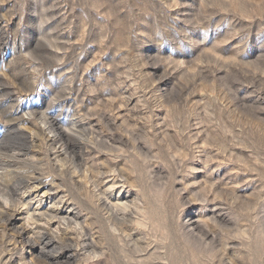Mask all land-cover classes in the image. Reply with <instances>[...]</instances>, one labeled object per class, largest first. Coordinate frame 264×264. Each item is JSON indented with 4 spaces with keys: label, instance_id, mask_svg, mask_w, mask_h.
<instances>
[{
    "label": "rangeland",
    "instance_id": "obj_1",
    "mask_svg": "<svg viewBox=\"0 0 264 264\" xmlns=\"http://www.w3.org/2000/svg\"><path fill=\"white\" fill-rule=\"evenodd\" d=\"M0 159V264H264V0H0Z\"/></svg>",
    "mask_w": 264,
    "mask_h": 264
},
{
    "label": "bare ground",
    "instance_id": "obj_2",
    "mask_svg": "<svg viewBox=\"0 0 264 264\" xmlns=\"http://www.w3.org/2000/svg\"><path fill=\"white\" fill-rule=\"evenodd\" d=\"M24 121V120H23ZM24 122H26V121H24ZM51 128V127H50ZM61 139H62V134H60V135H56V136H54L53 138H50L49 139V142L51 143V144H54V145H56V144H58L60 141H61ZM22 150V149H21ZM25 152L27 151H29V149H25L24 150ZM26 156V155H25ZM1 160V159H0ZM23 160V159H22ZM21 159L20 160H18V161H16L15 163H12V162H7L6 164H5V166H7V168L8 169H11L12 167H14L16 164H19L21 161H22ZM1 162V161H0ZM24 162H25V160H24ZM28 162V161H27ZM64 169V168H63ZM11 171V170H10ZM9 171V172H10ZM76 171L77 172H81V169H80V167L79 168H76ZM11 174V173H10ZM9 174V175H10ZM7 175V174H6ZM76 176V175H75ZM8 177V176H7ZM7 177H5L6 179H7ZM44 177V176H43ZM40 174H38V175H24V176H20L19 178H18V184L16 185H13V186H11V192H10V189H9V193H11V195H15L19 190H21L20 189V186H23V188L24 189H28V188H32V183H36V184H38L39 186H46L47 185V183L44 181V178H43ZM4 177H3V179H5ZM3 184V183H2ZM49 185V184H48ZM1 186V185H0ZM35 186V185H34ZM33 186V187H34ZM1 188V187H0ZM7 188V187H6ZM9 188V187H8ZM7 188V189H8ZM22 188V187H21ZM38 188V187H37ZM49 188V187H48ZM1 191H3V190H1ZM10 195V194H9ZM9 201H11L10 199H9ZM21 203V202H20ZM22 204V203H21ZM8 205H9V203H8ZM11 206V205H10ZM8 213V212H7ZM47 213H45V215H46ZM11 216V215H10ZM46 217L47 218H49V220L50 221H53V220H55V219H58V214H56V213H51V214H49V215H46ZM9 218V217H8ZM11 218V217H10ZM10 218L8 219L9 220V222L8 223H10ZM33 218H34V216H33ZM71 218V217H70ZM12 219V218H11ZM61 219H64L65 221H67L68 222V224H70L71 223V221H69V219L68 218H61ZM37 220V219H36ZM7 223V222H6ZM8 223H7V225H8ZM78 223V222H77ZM12 225V224H11ZM5 227V226H4ZM7 227V226H6ZM17 233V235L16 236H18L20 239H25V236H27V234H26V230H22V232L20 231H17L16 232ZM14 235V236H15ZM41 238H43V243H44V245L46 246V247H48V245L51 243V245L52 244H54V242L56 241L55 240V238L54 237H52V236H50V235H48V234H45V235H43ZM28 239V238H27ZM22 242V241H21ZM23 245H25V244H23ZM87 246H88V244H87ZM45 247V248H46ZM44 248V249H45ZM72 250H74V249H72V248H70L69 249V254H71V252H72ZM64 251V250H63ZM53 257V256H52ZM69 257V256H68ZM59 258V257H58ZM54 260H58L57 259V257H54L53 258Z\"/></svg>",
    "mask_w": 264,
    "mask_h": 264
}]
</instances>
